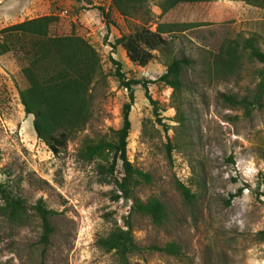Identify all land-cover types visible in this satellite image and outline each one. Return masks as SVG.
Masks as SVG:
<instances>
[{
  "label": "rangeland",
  "instance_id": "1",
  "mask_svg": "<svg viewBox=\"0 0 264 264\" xmlns=\"http://www.w3.org/2000/svg\"><path fill=\"white\" fill-rule=\"evenodd\" d=\"M157 2L149 1L145 20L148 14H120L111 0H0V28L55 14L51 33L81 35L99 55L89 88V117L54 153L37 136L33 114L20 101L27 58L15 50L0 54V180L25 203L23 218L16 221L0 197V264H115V252L101 247L97 238L117 225L127 227V220L139 245L129 255L130 264H264V238L258 233L264 230V105L246 115L220 94L251 95L262 63L243 51L231 71L212 65L231 38L255 35L264 50V7L243 0L179 7V16L186 11L187 20L207 23L162 32L165 41L140 64L115 40L142 26L154 31L158 22L177 17L175 11L163 15ZM111 56L120 61L126 77L147 81L154 99L142 82L133 84L127 156L151 175L134 190L141 199L163 201L160 224L134 211L132 198H113L120 192V162L108 174L98 167L104 160L78 155L84 139L110 135L121 125L129 92ZM183 56L189 62L183 64L182 85L173 89L158 76L172 58ZM179 182L193 192L191 200L185 199ZM237 190L227 203L229 193ZM39 198L54 210L46 242L34 208ZM167 241L179 245L177 254L153 247Z\"/></svg>",
  "mask_w": 264,
  "mask_h": 264
},
{
  "label": "trees",
  "instance_id": "2",
  "mask_svg": "<svg viewBox=\"0 0 264 264\" xmlns=\"http://www.w3.org/2000/svg\"><path fill=\"white\" fill-rule=\"evenodd\" d=\"M149 1L111 0V3L122 15L148 14L145 18L147 20L151 11L148 6ZM205 1L210 0H158L157 4L163 15L175 11L177 17H173L170 21L158 22L154 31L142 26L139 31L119 36L115 42L126 47L130 59L144 64L152 56L150 49L165 41L162 32L182 30L191 25L207 23L187 20L183 16L187 15L186 11L182 12L181 16L177 13L179 7ZM243 1L264 7V0ZM56 19L55 14H41L0 28V54L15 50L22 52L27 58V64L22 66L27 85L19 89L20 101L25 112L33 114L32 124L37 136L44 140L54 153H58L65 146L68 138L81 129L87 121L90 114L89 88L99 67V55L86 38L73 32L65 34L50 32L51 24ZM243 51H246L250 58L262 63L254 92L243 96L227 92L220 94L231 105L242 107L244 114L250 115L254 108L264 105V50L257 44L256 36L250 35L241 41L235 38L229 39L214 55L212 65L218 71H231L237 66ZM111 59L115 63V73L120 83L129 92V99L121 107V125L113 129L110 135L84 139L78 155L84 160L94 158L104 160L98 162V167L100 171L108 174H113L117 163L120 162L122 174L116 179L120 192H116L113 198L121 196L132 198L134 211L147 214L154 223L160 224L165 218L163 201L156 196L141 199L134 190L141 181H150L151 175L148 171L134 166L127 156V137L131 125L129 112L134 98L133 84L142 82L146 95L151 101L154 99L148 92L147 81L126 77L121 70L120 61L113 56ZM188 62L189 59L185 56L172 58L158 79L173 89H179L182 85L183 64ZM167 146L170 150L169 144ZM179 188L185 199H192L194 194L188 186L179 182ZM239 191L230 192L226 202L229 203ZM0 197L4 201V207L10 208L9 216L20 221L25 210L24 199L1 180ZM34 208L42 221L40 238L46 242L52 231L49 215L54 210L46 207L41 198L36 201ZM258 233L264 238V230H259ZM97 243L104 249L115 252L117 255L115 264H130V253L139 249L128 220L127 227L118 225L113 227L107 234L97 238ZM153 247L172 254L179 252V245L175 241H167L161 246Z\"/></svg>",
  "mask_w": 264,
  "mask_h": 264
}]
</instances>
